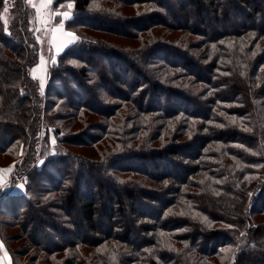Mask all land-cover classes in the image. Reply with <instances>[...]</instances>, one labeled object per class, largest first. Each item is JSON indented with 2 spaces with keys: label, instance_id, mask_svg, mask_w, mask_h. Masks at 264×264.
<instances>
[{
  "label": "trees",
  "instance_id": "obj_1",
  "mask_svg": "<svg viewBox=\"0 0 264 264\" xmlns=\"http://www.w3.org/2000/svg\"><path fill=\"white\" fill-rule=\"evenodd\" d=\"M53 2L81 42L41 89L33 8L0 0L11 264H264V0Z\"/></svg>",
  "mask_w": 264,
  "mask_h": 264
},
{
  "label": "rangeland",
  "instance_id": "obj_2",
  "mask_svg": "<svg viewBox=\"0 0 264 264\" xmlns=\"http://www.w3.org/2000/svg\"><path fill=\"white\" fill-rule=\"evenodd\" d=\"M53 1L54 0H52V3L48 7V11L53 14L52 18L47 24H44L38 19L36 9L32 6L33 4H35L37 7H39L41 0H26L27 4H29L33 8L34 20H35L34 28H35L37 35H38V38H39L38 39V47H39L38 48V52H39L38 61H39V64L36 65V67L31 69V74L33 77L37 78L40 83H41V80H43L44 84L47 81L48 69L53 64L57 63L58 53H57L56 47L51 44L52 36L54 34L52 30L59 26L61 19H62V16L55 15V13H58V12L62 13V12L69 11V9L67 8V4L69 2H67V3L64 2L62 4L55 5ZM71 12L73 13V9L71 10ZM201 15H202V17H206L205 13H201ZM64 31L73 32L76 35V33L74 31L67 30V29H65V27H64ZM92 33H94V32H92ZM180 34L181 33H179V32L171 33L168 37H166V40L167 39L174 40V39L178 38V36ZM55 35L57 37V41L64 39L60 35V33H58V32L55 33ZM94 35L95 36H101V37L106 38V39H110L111 41H114V44H116L117 46L130 45V42L128 40L123 39L122 37H117V36L114 37V36L100 34V33H94ZM77 37L79 38V36H77ZM79 40H80V38H79ZM41 54H43L44 60H45V66L43 68L40 67V56H41ZM53 56H56L55 63H53V61H52ZM98 60H100V59L98 58ZM110 62L112 63L113 60H110ZM33 69H35V71H33ZM116 70L121 72L118 69H116ZM55 86L58 87L57 85H55ZM44 94H45V88H44ZM42 128H41V133L43 132ZM42 135H44V132L41 134V136ZM53 139L55 140V138L52 134L51 140H50L51 144H53L52 143ZM76 150L78 152L79 151L82 152L85 155L94 154L93 150L89 149V148H82V149L79 148ZM10 160H11L10 156L0 155V178H2L4 184L6 185L3 192H0V199L2 198L1 199L2 202H0V207L3 209L0 217H2V220L4 222H6V221L11 222L12 221V219L10 217L11 211L10 210H4V205L8 206V204H9V203H6V201H4L6 194L7 193L16 194V195L22 194L25 191V188H24V190H21L20 188L15 187V185L24 184L26 186V184L28 183L26 177L17 178L16 180L14 179L15 181L13 182V179L11 177L12 176V166L9 164ZM39 164H41V162ZM7 202H10V201L7 200ZM18 230L19 229H17V228H13V229L8 230V232L11 231L10 234L11 233H17ZM8 232H7V235H8ZM21 242H22L21 239H19L18 241L10 242L9 245L14 251H16L17 249H19V245ZM9 258H10V256L8 255V252L6 251V248L3 244V242L0 240V260H1L2 264H10L11 258L10 259Z\"/></svg>",
  "mask_w": 264,
  "mask_h": 264
},
{
  "label": "snow or ice",
  "instance_id": "obj_3",
  "mask_svg": "<svg viewBox=\"0 0 264 264\" xmlns=\"http://www.w3.org/2000/svg\"><path fill=\"white\" fill-rule=\"evenodd\" d=\"M51 3H52V0H41L39 7H37L35 4L32 5L36 9L38 19L44 24H47L52 18L53 14L48 11V7ZM73 7H74V5L71 2H69L67 4V8L69 9V11L62 12V13H60V12L55 13V15L62 16V19H61L59 26L52 30L54 34L52 36L51 44L56 47L58 54H59V52H61L65 48H68L73 44L81 42L79 40V38L73 32L64 31L65 23L68 20H71L73 18V15L71 12ZM5 11H7V9H5ZM57 32L60 33V35L64 39L57 41V37L55 35V33H57ZM92 43H96V42L93 41ZM52 61H53V63H55L56 56L52 57ZM69 63L76 64L77 62L75 60H71V61H69ZM44 66H45V60H44L43 54H41V56H40V67L43 68ZM33 71H35V69H33ZM43 87H44V82H43V80H41V89H43ZM221 127H223V125H221ZM52 143L55 144L54 139H53ZM41 164H43V161H41ZM165 183H167V181H165ZM5 187H6V185L4 184L2 178H0V192H3ZM15 187L20 188L21 190H24L25 185L24 184H18V185H15ZM7 195H11V194L8 193V194H6V196ZM204 219L206 220L207 218L204 217Z\"/></svg>",
  "mask_w": 264,
  "mask_h": 264
},
{
  "label": "crops",
  "instance_id": "obj_4",
  "mask_svg": "<svg viewBox=\"0 0 264 264\" xmlns=\"http://www.w3.org/2000/svg\"><path fill=\"white\" fill-rule=\"evenodd\" d=\"M9 255V254H8ZM10 259V258H9ZM4 260V259H3ZM0 264H2V262H1V260H0ZM10 264H11V262H10Z\"/></svg>",
  "mask_w": 264,
  "mask_h": 264
}]
</instances>
